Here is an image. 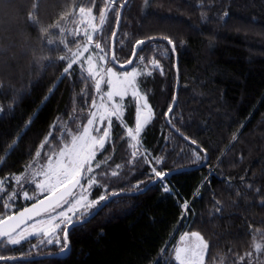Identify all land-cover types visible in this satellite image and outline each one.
Wrapping results in <instances>:
<instances>
[{
  "label": "trees",
  "instance_id": "1",
  "mask_svg": "<svg viewBox=\"0 0 264 264\" xmlns=\"http://www.w3.org/2000/svg\"><path fill=\"white\" fill-rule=\"evenodd\" d=\"M124 2L108 5L95 37L108 52L111 66L112 37ZM105 3L0 0V180L8 182L0 198V218L34 202L13 191L14 178L26 173L49 133L53 138L45 151L63 146L87 123L98 97L96 82L79 65L65 75L68 60L60 57L70 59L84 44L85 36L76 34L79 7H93L100 21ZM30 13L35 20H30ZM57 22L63 33L51 27ZM164 36L175 42L179 60V95L170 121L206 150L199 161L196 146L166 122L178 75L175 53ZM136 40H154L142 47L127 70L142 71L138 89L147 99L151 118L139 134L137 157L132 153L138 147H131L123 126L113 127L101 168L93 173L102 186L92 191L91 199L106 194L105 186L107 193L144 189L140 182L149 180L153 166L175 172L164 179L170 191L164 192L158 182L142 194L112 200L69 232L70 252L64 259L0 264H178L177 239L190 231L207 239L204 264H264V0H130L116 38L118 63L131 60ZM153 59L159 68L151 66ZM124 103L125 124L133 127L137 102L128 97ZM65 129L69 135H64ZM113 171L118 175L113 177ZM35 190L31 187L29 193ZM12 193L16 197L9 201ZM185 202L189 207L183 217ZM90 214H78L73 222ZM58 234L59 244L55 235L49 238L51 244L45 237L19 245L0 239V256L27 259L59 253L65 247L63 231Z\"/></svg>",
  "mask_w": 264,
  "mask_h": 264
},
{
  "label": "snow or ice",
  "instance_id": "2",
  "mask_svg": "<svg viewBox=\"0 0 264 264\" xmlns=\"http://www.w3.org/2000/svg\"><path fill=\"white\" fill-rule=\"evenodd\" d=\"M114 3L115 0H106L104 8L100 9L99 20L101 24L105 21L106 12L109 10L108 5ZM93 13V7H79L78 9L80 17L79 23L90 26L91 34L86 27L83 32V36L87 38V42L84 44L82 50L73 53L70 59L66 56L60 57L61 60H68L67 66L63 69L65 75L69 73L70 69L73 68V65L81 63V58L84 57L85 54L89 53L95 34L97 33L96 25L93 23L95 19ZM67 15H71V13H68ZM29 18L30 20H35V16L32 13L29 14ZM61 19H66V16L61 17ZM51 27L57 29L60 33L65 31L59 22L53 24ZM41 31L47 34L48 29L42 28ZM76 34L79 35V33ZM114 35L115 33H113V36ZM163 40L171 46L170 51L174 53L176 51L175 42L168 36H164ZM47 43L51 44L53 41L49 40ZM61 43H64V41H61ZM145 43V40H136L137 46H142ZM94 47L95 50L103 52L101 43L96 42ZM140 50H142V48ZM133 55L135 56V50ZM138 58L142 61L144 59L143 57ZM94 59L96 61H104L105 56L97 55L94 58L92 54L87 55L86 61L84 62L87 64L89 76L92 77L100 75V73L96 70L98 65L94 63ZM129 63H132V61L130 60ZM150 63L153 68H159L158 60L153 59ZM106 71L108 75L106 83L110 89L107 92V99L110 102L114 97H120L123 99L128 94L129 88H132V96L137 97V102L143 101L142 105L136 109L135 128H127V136L132 141H136L144 125L148 122L147 118L143 115L144 110L148 111L149 117L151 116V109L149 108L147 99L143 96H139L134 87V82L136 81L137 76L143 73L142 71H138L136 68H133L132 71L123 73L121 77V74L114 72L111 68H108ZM147 74L151 75V72L149 71ZM101 79L96 80V91L100 90ZM92 106H96L95 100H93ZM122 107L123 106L118 103H112L111 107L102 103L100 105V109H102V111H100L99 115H97V112H92L90 114L91 118L87 119L86 126H83L82 131H78L77 134H72L70 140L65 142L63 146H58L56 148L49 147V150L45 153L47 160L46 164L42 165L39 169L34 168L29 174L30 182L35 184V188L38 189L40 193L46 194L44 199L33 203L31 208H24L23 211L18 213V216L8 215L0 218V237H7V241L11 245H18L34 232L40 231L44 232V235L46 236L56 234L55 242L59 244L61 243V237L57 233V229H61V222H63L64 227L61 229L63 231L62 241L64 247L67 248L68 227L73 225L74 217L77 214H90L87 212H81V209H91L99 206L102 201L109 199L110 195L118 194L116 192L107 193V188L105 186L104 190L106 194H101L95 199H91L89 196V192L92 187L99 183L97 177L93 174L94 162L95 168L101 167L100 162L96 160L97 153L99 150L105 148V143L110 136L109 129L112 125V117L119 119ZM172 113L173 105H169L165 115H171ZM105 120H107V126L103 127L102 134L95 135L94 133L101 132L100 128L95 127L97 121L104 122ZM177 131L179 130L177 129ZM64 135H69L66 129L64 130ZM52 138L53 133L50 132L49 136L45 138L44 143L40 145V148L44 149L46 145H49V141ZM184 139L187 140L188 137H184ZM191 144L196 145V148L193 151L196 160L199 161L201 159L200 153L205 152L206 150L201 148L195 140H191ZM131 147L136 148V144H132ZM132 155L133 157H137L138 152L134 151ZM35 157H41V151H36ZM33 163H35V161ZM156 163H160V161L157 160ZM117 167L120 166L117 165ZM111 175L115 177L118 175V172L113 171ZM166 175H168V173H165L163 170H158L153 166L150 169L149 180L147 182L141 181L140 183L145 184L146 187V183L153 182L151 177L154 176L161 183L163 191L169 192L170 189L164 184V178ZM37 177H40L41 179L38 180ZM15 181L17 183L21 181V176L19 174L15 176ZM3 183L4 182L0 180V184ZM137 187L139 188V184ZM24 196L25 198H28V193L24 192ZM15 197L16 194L12 193L9 195L8 199L11 201L14 200ZM0 198H2V195H0ZM4 207L7 208L9 205L5 204ZM188 207V203L185 202L183 204L185 212L188 210ZM49 209L53 212H56V209L60 210L56 212V215H50V219L48 221H37L36 224L21 228V224L25 223L27 220H32L33 215L39 216L42 212L47 213ZM52 221L57 222L52 225ZM45 223L52 226L47 230L37 227V224ZM29 229H31V231ZM189 235L195 239V243H189L182 247L175 248V260L178 264H203V253L208 248V243L199 232H191L190 234L185 233L184 236L181 237V241L183 242ZM47 242L51 244L53 240L49 239ZM256 249H260L259 244L256 245ZM248 255H251V253ZM12 259H15V257L0 256V260ZM241 260H243V257H241Z\"/></svg>",
  "mask_w": 264,
  "mask_h": 264
},
{
  "label": "rangeland",
  "instance_id": "3",
  "mask_svg": "<svg viewBox=\"0 0 264 264\" xmlns=\"http://www.w3.org/2000/svg\"><path fill=\"white\" fill-rule=\"evenodd\" d=\"M94 17H95V19H94V21H93V23H95V25H96V28H97V33L95 34V37H96V35L101 31V28L103 27V25H104V22H103V24H101L100 23V21H98V17L97 16H95L94 15ZM106 20V19H105ZM87 27V29H88V31H89V33L91 34V27L90 26H87V25H85V24H81L78 28H77V33H79V34H83V32H84V30H85V28ZM87 42V38L85 37L84 38V44ZM96 42H98V41H96L95 40V38H94V41H93V44L91 45V47H90V50H89V53H87V54H85L84 55V57H82L81 58V63H78L77 65H79V66H81L82 68H83V70L88 74V71H87V64L84 62V61H86V57H87V55L88 54H92L93 56H94V58L97 56V55H104L105 56V60L104 61H96L95 59H94V63H96L97 65H98V67H97V71L100 73V75L99 76H95V77H93V79H94V81L96 82V80L97 79H101V77H102V79H101V86H100V90L98 91V97H97V100H96V102H95V107H93L92 106V109H91V111L89 112V118H91L90 117V114L92 113V112H97V115H99V113H100V111H102V109H100V105L103 103V104H105V105H107L108 107H111V104L112 103H118V104H121L123 107H122V111H121V115H120V118L119 119H117V118H115V117H112V125H111V128L109 129V131H110V136H109V138H108V140L106 141V143H105V146L107 145V142H109V139L112 137V130H113V127L116 125V124H120V125H122L123 127V132L125 133V137L126 138H129L128 136H127V128H128V126H126V124H125V121H124V110H125V100L128 98V97H130V98H132V100H134V101H136L137 102V97H133L132 96V88H129V91H128V94L123 98V99H121L120 97H114L113 98V100L110 102L108 99H107V92L110 90L109 89V87H108V85H107V83H106V81H107V79H108V75H107V69L108 68H111L114 72H117L118 74H121V77H122V74L123 73H125V72H130V71H119L117 68H115L114 66H111L110 64H109V57H108V52L105 50V51H103V52H99V50H95V43ZM84 44L80 47V48H78V49H76V50H74L73 51V53H75V52H77V51H81L82 50V48H83V46H84ZM73 53H71L70 54V57H71V55L73 54ZM138 71H140L138 68H136ZM89 75V74H88ZM139 76L140 75H138L137 76V78H136V81L134 82V87H135V89L137 90V92H138V94H139V96H143V95H141L140 94V92H139V89H138V78H139ZM143 97H145V96H143ZM142 103H143V101H139V102H137V108H139L141 105H142ZM143 115L147 118V120H149L150 118H151V116L149 117V114H148V111L147 110H144V113H143ZM149 118V119H148ZM86 126V125H85ZM107 126V120H105L104 122H99V121H97V123H96V125H95V127H97V128H100L101 129V132H99V133H94L95 135H101L102 134V129H103V127H106ZM125 128V129H124ZM132 128H135V125L132 127ZM129 141H130V143L131 144H136V152H138V153H140V151H139V147H140V136H138L137 137V140L136 141H132L130 138H129ZM130 145V144H129ZM40 151H41V157H39V158H36V160H34L35 161V163H32L30 166L31 167H29L28 168V170L26 171V173L25 174H23V175H21V181L19 182V183H17L16 181H15V178H14V183H15V185H13V187L15 188L13 191L15 192V193H19V194H21V196H22V198L24 199V200H28V201H34V202H36V201H38V200H40V199H42V198H44V196L46 195V194H42V193H40L39 192V190L38 189H36L34 192H31V193H29V189L32 187L33 189H35V184H33V183H31L30 182V176H29V174H30V172L35 168V169H39L42 165H44V164H46V162H47V160H46V157H45V153L47 152V151H45L44 149H41L40 148ZM102 151H103V149L102 150H99L98 151V153H97V157H96V160L97 161H99V162H101L102 160H104L103 158L105 157V154L107 153H105L104 155H102ZM101 158V159H100ZM102 164V163H101ZM93 167H94V169H96L95 168V162H94V164H93ZM101 168V167H100ZM37 179L39 180V179H41L40 177H37ZM4 183L3 184H0V195H6V191H7V186H8V182L7 181H4V180H2ZM97 186H99V187H101L102 186V184H96V185H94L93 187H92V189L90 190V192H89V196H90V198H91V193H92V191H94V189L97 187ZM24 192H27L28 193V198H25V196H24ZM14 201V200H13ZM10 208H11V206H10ZM60 209H56V212H58ZM90 209H81V212H88ZM56 212H53L51 209L47 212V213H44V214H42V215H40V216H38L37 218H35V219H33V220H31L30 222H28V223H26L25 225H23V226H21V228H24V227H26V226H29V225H32V224H36L37 223V221H48L49 219H50V215L51 216H54V215H56ZM14 214V213H13ZM186 214H187V211L185 212V210H184V215H183V217H185L186 216ZM76 216H78V214L76 215ZM75 216V217H76ZM57 221H52V225H54L55 223H56ZM52 225H49L48 223H45V224H37V227L38 228H44L45 230H47L49 227H51ZM63 227V222H61V228ZM30 231H31V229H29ZM59 230H61V229H57V233L59 232ZM18 231H19V229H18ZM191 232H197V231H190V232H187V233H191ZM200 233V232H199ZM201 234V233H200ZM56 236V234H53V235H51V236H46V235H44V232H40V231H36V232H34L32 235H30V236H28L27 237V239H25V240H23L21 243H23V242H25V241H27V240H29V239H31V238H35V237H45L46 238V240H49V238H51V237H53V236ZM202 236H203V238H204V240L207 242V239L205 238V236L203 235V234H201ZM54 236V237H55ZM182 236H184V234H181L179 237H178V239H177V244H176V248L177 247H182V246H184V245H186V244H189V243H195V239L194 238H192L190 235L188 236V237H186L185 238V240L182 242L181 241V237ZM0 239H5V241L8 243V241H7V237H0ZM20 243V244H21ZM9 244V243H8ZM19 245V244H18ZM206 253H207V249L205 250V252L203 253V257H204V259H203V264H204V262H205V259H206ZM174 258H175V253H174ZM177 262V261H176ZM178 263V262H177Z\"/></svg>",
  "mask_w": 264,
  "mask_h": 264
},
{
  "label": "water",
  "instance_id": "4",
  "mask_svg": "<svg viewBox=\"0 0 264 264\" xmlns=\"http://www.w3.org/2000/svg\"><path fill=\"white\" fill-rule=\"evenodd\" d=\"M130 0H125L124 4L122 5L121 7V10H120V14H119V18H118V23L116 25V29H115V35L112 37V44H111V62L113 64V66L121 71H127L129 70L132 66H133V63L137 57V54L138 52L140 51V49L147 43L151 42V41H154V40H148L146 41V43L142 46H135V56L133 55L132 58H131V61L132 63H125V64H120L116 61V58H115V45H116V38L119 34V31H120V27H121V23H122V18H123V13H124V10L127 6V4L129 3ZM165 41V40H163ZM175 53V57H176V72H177V75H178V79H177V87H176V91H175V95H174V100H173V110L175 109L176 107V104H177V100H178V95H179V88H180V78H179V60H178V56L176 55V51L174 52ZM114 57V59H113ZM170 116L171 115H167L166 116V122L167 124L169 125V127L177 134L179 135L180 137H182L184 139V136L179 132L177 131V129L175 127H173V125L171 124V121H170ZM185 140V139H184ZM186 142L190 143L191 144V141L190 140H185ZM193 145V144H192ZM196 146V145H194ZM208 161V157L206 156V159H205V162L203 165H205ZM175 173V172H174ZM174 173H168V175H166V177H169L171 176L172 174ZM165 177V178H166ZM164 178V179H165ZM159 181L156 179L154 180L153 182H151L147 187H145L144 189L138 191V192H134V193H118L117 195H111L109 197V199L103 201L99 206L98 208L92 212L89 216H87L86 218L82 219V220H79V221H75L73 222V225L72 226H69L68 227V236H69V232L74 228V227H77L79 225H83V224H86L87 222H89L93 217H95L99 211H101L109 202H111L112 200L118 198V197H121V196H125V195H137V194H142L144 192H146L151 186L157 184ZM44 199V198H42ZM41 200V199H40ZM39 201V200H38ZM36 201V202H38ZM34 202V203H36ZM33 205V203L27 205L26 207L24 208H31V206ZM46 206V205H45ZM44 207V206H42ZM22 208L21 210L15 212L14 214L12 215H17L18 216V213L23 211ZM50 210V209H49ZM48 210V211H49ZM45 212H42L40 215L44 214ZM39 215V216H40ZM38 216L36 215H33V219L37 218ZM32 219V220H33ZM31 220H27L25 223H22L21 226L25 225L26 223L30 222ZM70 252V245H69V239H68V245H67V248H65L64 250H62L61 252L59 253H56V254H51V255H46V256H42V257H37V258H27V259H12V260H0V263H6V262H11V261H21V260H25V261H33V260H40V259H44V258H55V259H64L68 256Z\"/></svg>",
  "mask_w": 264,
  "mask_h": 264
}]
</instances>
